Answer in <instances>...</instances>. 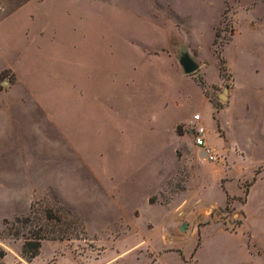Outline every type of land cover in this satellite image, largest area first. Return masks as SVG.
Wrapping results in <instances>:
<instances>
[{"label": "rangeland", "instance_id": "374dc122", "mask_svg": "<svg viewBox=\"0 0 264 264\" xmlns=\"http://www.w3.org/2000/svg\"><path fill=\"white\" fill-rule=\"evenodd\" d=\"M0 100V264H264V0H0ZM33 203L83 231L26 259Z\"/></svg>", "mask_w": 264, "mask_h": 264}, {"label": "trees", "instance_id": "16d2710c", "mask_svg": "<svg viewBox=\"0 0 264 264\" xmlns=\"http://www.w3.org/2000/svg\"><path fill=\"white\" fill-rule=\"evenodd\" d=\"M219 61L224 64L223 59H220ZM221 68L223 69V67L219 65V70ZM199 84L202 85L201 82H199ZM254 180L255 176L253 175L244 190L245 195L247 193V187H249ZM225 195V208H227L228 197L227 194ZM241 202H245L244 196L241 198ZM42 210L43 211H41L40 209L42 216L36 215V220H33L34 213L36 211V205L33 203L30 205V212L27 215L15 216L11 221H3V224L5 225V232L9 236L15 239H22L20 249L21 253L23 254V256H25L26 259H30L37 254L38 248L40 246V241L44 238L65 239L68 238V236H70L72 233L75 234V230H77V232L83 231V227L77 218L73 217L72 222H74V225H71L69 223L70 219L60 216L50 208L44 207ZM33 222L34 224H32ZM48 223L50 224L49 229L46 227V224ZM3 255L4 251L0 249V257H2Z\"/></svg>", "mask_w": 264, "mask_h": 264}, {"label": "built area", "instance_id": "2783aa9c", "mask_svg": "<svg viewBox=\"0 0 264 264\" xmlns=\"http://www.w3.org/2000/svg\"><path fill=\"white\" fill-rule=\"evenodd\" d=\"M200 121L201 118L199 113L192 114V125L189 129L190 135L192 137V143L201 150L203 158L206 161H216L218 158V154L213 151V149L206 143L205 128Z\"/></svg>", "mask_w": 264, "mask_h": 264}, {"label": "crops", "instance_id": "0c3cea01", "mask_svg": "<svg viewBox=\"0 0 264 264\" xmlns=\"http://www.w3.org/2000/svg\"><path fill=\"white\" fill-rule=\"evenodd\" d=\"M14 107L15 106L13 105V100H7V101L0 100V145L3 143V141L11 137V134H13V131L15 129L13 116H11ZM6 127H9V129H6ZM205 141L208 145H213L211 140L208 138L206 139V137H205ZM7 154H9V152H7L4 148L0 147V155H7ZM10 154H12V152H10Z\"/></svg>", "mask_w": 264, "mask_h": 264}, {"label": "water", "instance_id": "95a60500", "mask_svg": "<svg viewBox=\"0 0 264 264\" xmlns=\"http://www.w3.org/2000/svg\"><path fill=\"white\" fill-rule=\"evenodd\" d=\"M178 64L180 65L183 73L185 74L194 72L198 67V64L191 58V56L186 51L181 52L180 55L178 56ZM226 90L227 87H224L223 92L219 94L220 99L226 98L225 96ZM182 228L183 225L180 226V229Z\"/></svg>", "mask_w": 264, "mask_h": 264}]
</instances>
